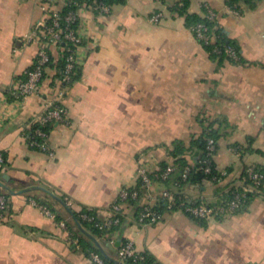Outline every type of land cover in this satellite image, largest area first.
<instances>
[{
    "label": "crops",
    "instance_id": "crops-1",
    "mask_svg": "<svg viewBox=\"0 0 264 264\" xmlns=\"http://www.w3.org/2000/svg\"><path fill=\"white\" fill-rule=\"evenodd\" d=\"M39 2L0 0V154L5 159L0 182L16 191L0 186L10 200L0 219V264H91L87 248L69 244L59 226V220L75 224L71 228L80 237L71 213L34 186L45 187L72 210H91L103 219L123 188L138 185L140 166L171 161L176 141L191 161L195 140L212 122L219 132L218 169L235 179L248 164L264 167V0H242L241 15L227 11L224 0H190L189 13L203 16V3L218 11L219 27L238 48L240 62L211 55L176 12L174 0H125L109 13L81 10L80 75L64 97L69 124L50 129L53 158L31 148L26 131L55 94L59 47L51 49L54 60L38 93L23 103L12 97L15 82L37 54V44L27 43L25 35L42 16ZM156 13L159 20H151ZM234 146L241 148L238 154ZM171 186L160 180L150 189L140 186L137 201L123 204L114 231L86 229L112 258L131 240L160 264H264V197L223 219L166 210L159 222L139 224L137 207L160 200ZM219 187L187 182L180 191L212 197ZM24 189L29 190L20 192ZM31 198L49 203L55 218L33 206Z\"/></svg>",
    "mask_w": 264,
    "mask_h": 264
},
{
    "label": "built area",
    "instance_id": "built-area-1",
    "mask_svg": "<svg viewBox=\"0 0 264 264\" xmlns=\"http://www.w3.org/2000/svg\"><path fill=\"white\" fill-rule=\"evenodd\" d=\"M242 0H224L225 8L230 13L241 15L243 7ZM182 0H174V6L182 5ZM39 7L42 16L32 24L25 35L27 43H36L37 54L31 68L25 72V78L18 79L12 88L13 102L23 103L27 98L38 93L44 73L51 60L52 47H59L64 54V64L60 67V76L53 97L46 101L42 111L37 113L30 121L26 131L27 141L31 148L46 153L50 158L55 156V149L50 142V129L55 123L69 124V110L64 104L67 87L71 84L73 75L79 67V47L83 37L79 31L80 12L83 9H92L99 13H109L111 5L106 0H40ZM204 17L213 22L210 26L206 22L192 25L196 39L205 46L211 48L210 53L217 56L223 55L234 62H240L241 57L238 48L225 41H221V35L216 33L219 28L218 11L208 3H203ZM161 13H156L151 20L158 21ZM205 147L199 158L197 170L204 174L200 184L221 185V190L212 197L191 196L176 189L187 182L191 172V166L186 165L181 171L179 178L173 181L170 188L162 191V198L166 201V210H181L196 219H223L236 212L243 210L248 202L255 197H264V171L256 164L246 165L241 174L233 179L229 178L227 170H220L215 165L218 141L213 136L205 137ZM238 154L239 146L231 148ZM5 159L0 154V167L4 165ZM174 163V157L167 163L165 168H149L142 165L138 168V180L147 189L155 181H166L173 177L179 170ZM197 183V185H200ZM139 193L135 188H123L115 201L111 204L108 215L103 219H97L93 215L82 213L81 217L93 223L104 232L110 231L114 226L121 223L124 216L122 207L130 199H136ZM30 203L49 217L55 218L56 214L46 204L35 198ZM10 207V200L4 193H0V219H5ZM136 214V221L141 225L159 222L163 217V211L156 208L155 202H145ZM165 210V211H166ZM59 226L66 232V239L74 247H80V240L75 231L66 220H59ZM117 258L126 261L134 259L138 264H154L149 262L145 255L138 252L131 240L124 241L117 251ZM91 264H111L105 260L103 255L91 250L89 251Z\"/></svg>",
    "mask_w": 264,
    "mask_h": 264
},
{
    "label": "trees",
    "instance_id": "trees-1",
    "mask_svg": "<svg viewBox=\"0 0 264 264\" xmlns=\"http://www.w3.org/2000/svg\"><path fill=\"white\" fill-rule=\"evenodd\" d=\"M88 1H91V0H88ZM111 6L114 4V3H123L125 0H106ZM183 4L182 5H178V6H174V9L176 10V12L179 14V15H183L185 16L186 18V22H187V25L189 27H191L192 25L194 24H197L199 22H206L208 25L212 26L213 25V22H209V20H207L204 15L203 16H199L197 14H193V13H189L188 11V7H189V3H190V0H182ZM216 33H219L221 35V41H225V42H229L233 45H235L229 38L228 36L225 34V32L223 31V29L221 27H219L218 29L215 30ZM205 46V45H204ZM208 51L210 52L211 48L209 46H205ZM211 55H213L214 57H219V58H224L223 55H219L217 56L216 54L214 53H211ZM53 57L51 55V60H50V63H52L53 61ZM49 63V64H50ZM64 64V54H62V57L59 58V60L57 61V65L58 67H62ZM78 69L79 67L76 69L75 71V74L73 75V79H76L79 77L80 73H78ZM20 78H25V74H23ZM19 78V79H20ZM206 136H213L216 140H218L219 138V132L218 130L214 127V123H210L207 125V127L204 129L203 131V134L198 137L195 142H194V147L196 148V153L194 154V156H192V160L189 161L186 156L184 155L185 151H186V148L184 147L183 143L181 141H176L175 142V147L171 150V156L174 157V163L177 164L179 166V170L177 172L174 173L173 177L166 180L168 182H171V185H173V181L177 178L180 177L181 175V171L183 169L184 166L186 165H190L191 166V172L189 174V177H188V180L187 182H194V183H199L202 181L203 179V176L204 174L200 171L197 170V167L199 165V158L201 157V154H202V151L205 147V137ZM167 166V163H163V165L161 166V168H165ZM258 167H260L263 171H264V167L262 166H259L257 165ZM160 181H163V180H160ZM185 182V183H187ZM185 183H182V185L180 187H178V189H176L177 192H179L181 189H182V186L185 184ZM142 186L141 184V181H139L138 185L136 187H134L135 189L138 190V193L140 194L139 192V187ZM144 187V186H142ZM221 190V187L217 188V192H219ZM216 192V193H217ZM139 198V195L136 199H130L128 202H136L137 199ZM40 202L48 205V206H51L49 203L47 202H44L42 200H39ZM250 202V201H249ZM248 202V203H249ZM142 205V204H141ZM139 205L136 209V214L138 212V210L141 208ZM155 206L157 209H159L160 211H165L166 210V201L162 198L161 196V199L160 200H157L155 201ZM53 210V209H52ZM72 210V209H71ZM73 213L75 214V216L77 217V219L82 223V225L85 227V228H89L93 234H98L100 232H104L102 230H100L99 228H97L95 225H93V223L89 222V221H86L84 220L82 217H81V212H78V211H75V210H72ZM84 213H87L89 215H93L94 217H96L98 220L100 219L99 217H97L95 214H93V212L91 210H87V209H83ZM82 211V212H83ZM60 218V217H59ZM123 219V217H122ZM122 219H121V222H122ZM75 222V221H74ZM121 225V223L119 225H116L114 226L110 231L108 232H111V231H114L115 229H117L119 226ZM71 226L75 227V224H71ZM70 226V227H71ZM83 239H86V240H83ZM89 238L82 232H80V237H79V240H80V244L84 245L87 250H88V254H89V251L91 250H94V251H98L101 253V251L99 250V248L97 247V245L95 244H91L87 241ZM126 241V240H125ZM145 255L146 259L149 261V262H153L154 264H160L155 258H153L149 253L147 252H141ZM102 254V253H101ZM103 255V254H102ZM104 257V256H103ZM106 261H108L109 263L111 264H115L113 263L111 260H109L108 258L104 257ZM127 264H138V261L134 260V259H128L125 261Z\"/></svg>",
    "mask_w": 264,
    "mask_h": 264
},
{
    "label": "water",
    "instance_id": "water-1",
    "mask_svg": "<svg viewBox=\"0 0 264 264\" xmlns=\"http://www.w3.org/2000/svg\"><path fill=\"white\" fill-rule=\"evenodd\" d=\"M0 186L5 190L7 191L8 193H11V194H15L16 191L10 189L7 185L3 184L2 182H0ZM32 189H38V190H43V191H46V192H49L51 195H53L55 198H57L65 207L66 209L71 213L74 221L76 222L77 226L79 227V229L84 233L86 234L88 237H90L94 242L95 244L97 245V247L99 248V250L101 251V253L103 254L104 257L108 258L109 260H111L113 263L115 264H127L125 261H122L120 259H118L117 257L116 258H112L110 256H108L106 254V252L104 251L103 247L101 246V244L97 241V239L94 237V235L89 232L83 225L82 223L77 219V217L75 216V214L73 213V211L71 210V208L66 204V202L61 199L60 197L56 196L54 193H52L51 191H49L48 189H46L45 187L43 186H34ZM29 189H24L20 192H25V191H28Z\"/></svg>",
    "mask_w": 264,
    "mask_h": 264
}]
</instances>
